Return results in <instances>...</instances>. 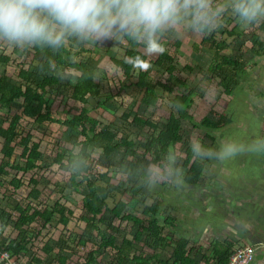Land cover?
Returning <instances> with one entry per match:
<instances>
[{
  "label": "rangeland",
  "instance_id": "obj_1",
  "mask_svg": "<svg viewBox=\"0 0 264 264\" xmlns=\"http://www.w3.org/2000/svg\"><path fill=\"white\" fill-rule=\"evenodd\" d=\"M256 26L254 24L247 29L242 28L235 17L225 14L222 26L215 30V40L225 42L228 45L222 54L236 59L241 58L246 64L244 73L240 72L239 74L238 84L233 86V96H226L218 86V81L222 76L216 74L211 80L205 78V72H210L208 67L211 66L214 50L212 46L200 44L203 35L193 34L192 32H172L163 38L165 49L163 52L174 55L175 60L178 62L176 76L182 78L190 88L201 89L202 92L204 91L203 93L207 94L205 98L200 95L199 97H194V102L190 108L193 121H182L184 140L177 146L175 156L177 164L183 171V178L188 172V168H184L183 166L186 158L185 152L188 148H191V144L194 141L198 140L205 148L218 149L221 142L229 138L246 144L251 143L253 140L264 138V126L261 127L264 120L262 63L259 68L255 66V63H259L262 57L259 59L254 55L250 40L257 29ZM232 29L238 32L241 31V34L229 36L228 31ZM176 40L181 41L180 48H176ZM197 45L199 51H196ZM126 47L127 41L124 38L121 41L104 40L102 43L97 41L92 46L75 47L70 44L66 48L67 52H61L66 58L67 64L57 68L56 73L59 77V83L52 88L49 87L48 92H51V90L55 91L53 94L55 102L52 105L54 117L59 116V113L63 119H69L78 114L83 108L88 109L90 115H95L96 119L100 121V128L113 130L117 133L118 139L126 137L133 141L137 150L136 156L143 158L144 164L148 167L150 164H153V155L148 152L145 153L148 148L147 138H150L151 131L149 132L147 128L140 129L134 127L131 125V120L135 113H139L152 119L160 127L164 128L171 112L178 115L177 110L171 102L172 98L176 96L174 94L176 92L174 91V93L169 94L160 87H157L156 94L160 97L158 105L152 107L142 103V92L144 90L137 86L140 69L134 68L131 76L128 78L122 68L113 63V59L121 60L126 57ZM97 48H99L98 51H96ZM30 51L32 52L26 55L23 52V48L11 46L0 41V57L10 58V61L7 63L0 62V76L7 75L11 82L19 84L22 81L19 76L20 70L26 69L33 74L31 84L40 83L46 75L45 72L38 70V66L43 60V55L35 53L32 48H30ZM139 51L147 57L145 66L142 69L143 71H150L153 79H159L163 83H166L168 80L172 83L176 82L167 73L165 65H157L160 54L149 56L145 53L144 47H139ZM76 62L86 63L88 67L96 69L102 89L100 98L105 99L108 95H111L112 98L110 100H106L100 104L98 98L89 97L86 104H81L69 97L71 90L69 89L68 81L72 75L80 74L73 67H70L72 63ZM186 65L193 66V70L189 71L186 69ZM210 74L213 75L214 73L210 72ZM176 90L183 91L184 87L178 84ZM20 103L19 101L15 106L18 107ZM213 108L219 113L226 115L227 124L218 130L204 129L199 123L204 117L211 116L209 111ZM130 111L133 114L127 118L125 115ZM7 112V108L0 106V125H2L3 118L6 115L16 113L13 109L11 112ZM20 130V133L31 132L35 136L34 140L41 143L43 156L39 162L40 168L27 174L11 171L9 176L2 177L3 185L0 186V243L5 245L9 239L16 238L17 236L15 222L19 216L16 211L18 204L26 205L32 203L34 206L52 208L57 202L73 211L69 224L64 226L55 220L47 229H42L39 223H34L29 229L31 232L29 234L30 244L27 246L28 251L23 252L22 259L18 258L16 261L18 264H38L35 262V259L38 258L41 259L43 264H57L53 262L54 259L47 257L43 247L46 242L54 244L60 237L64 236L65 238H71L68 252H64L69 257L68 264L85 263L86 259L88 260L89 253L97 249V246L90 242L86 244L78 243L80 240L79 235L83 233L86 225L83 220L81 221L80 216L82 214L83 199L88 189L85 183L79 186L71 183L70 173L72 169L66 162L60 165L51 164L62 148H74L75 146V149H77L80 137L77 133L66 129L61 123L45 122L38 125L33 120L28 119L22 121ZM207 133L212 137H209ZM75 143L77 144L75 145ZM2 144L3 140L0 139V159L2 157ZM93 150V147H89L88 149L89 153H94ZM19 154L20 152H17L12 161L23 165V160L19 158ZM95 155L99 156L100 154ZM124 157V147H121L118 152L112 153L109 157L102 155L101 161L111 166L108 177L106 180H102L91 175V178L96 180L98 184L101 197L108 198L111 206H114L120 200L127 201L130 196L129 190L133 187H140L143 191L141 203L135 210L128 209L127 213L133 212L135 215L141 217L144 207L150 206L156 198L161 206L160 213L167 216L170 215L178 221L177 228L173 229L174 236H183L191 239L193 245L197 248L200 246L203 251L208 252L212 244L219 241L224 242L221 240L228 237L234 238L236 236L238 240H250L245 231L235 224L234 227H230L234 236L233 234L228 235L223 239L215 241L218 239V233L215 229L217 224L210 232L209 230L206 231V228L210 222L219 223L221 217L217 215L213 217L212 213L208 212V208L204 207V199L202 197L201 199L199 198L201 193L198 190V186L190 187L183 182L181 186L177 187L164 181L149 188L142 182L143 180L137 181L135 178L121 177L118 174L116 168ZM166 158L164 157L163 159L166 160ZM193 160L198 159L193 158ZM198 161L205 165L199 183L206 184L211 177L215 179L220 188H226V182L228 183V180L233 178V175H238L242 178L244 184L236 181V188H241L242 190L249 189L250 191L251 189H257L259 191L261 189L260 185L264 181V153L243 154L224 164H220L214 160ZM114 169H116V173L113 172ZM103 171L104 169L102 168H95L96 174H102ZM255 175L258 178H255ZM15 176L25 182V185L19 189H15L10 185V181ZM31 177H35L40 181L39 189L42 191V196L38 201L29 198L31 188L27 185ZM81 180L82 178L80 177L76 182L79 183ZM251 185L256 186L252 188ZM214 189L218 190L219 188L214 187ZM258 191H245L244 193L245 195H249ZM234 196L235 200H240L238 199L239 195ZM241 209H243L245 223L247 224L250 222L248 210L246 207H242ZM241 209L236 207V209L230 211V214L241 213ZM218 215L226 218L223 214ZM104 217L108 220L107 223L113 218L111 213L108 212H106ZM141 218L147 219L149 216H142ZM114 224L121 227L122 235L127 239H132L137 230L133 222L128 223L116 219L114 220ZM98 225L101 227V231L110 233L106 224L98 223ZM166 231L168 232V229ZM142 240L136 242L135 253L143 252L149 257L153 252L145 246L146 236H143ZM102 251L99 250L96 253V261L93 264H112L111 260L115 251L112 249H108L105 252ZM54 253H58V249ZM160 253L161 258L167 260L171 257L172 249L166 248L164 251H160ZM258 257H261L260 253H257L256 260L259 259ZM199 259H201V256H199ZM0 264L10 263L0 260ZM128 264L135 263L129 262Z\"/></svg>",
  "mask_w": 264,
  "mask_h": 264
},
{
  "label": "trees",
  "instance_id": "obj_2",
  "mask_svg": "<svg viewBox=\"0 0 264 264\" xmlns=\"http://www.w3.org/2000/svg\"><path fill=\"white\" fill-rule=\"evenodd\" d=\"M241 28V27H240ZM242 30V29H241ZM264 32V23L262 22L257 28V32L251 37L252 51L257 58L263 55L264 44L261 40V34ZM215 31L204 34L200 44H207L213 47L214 56L212 58L211 66L208 67L210 72H205V78L213 79L216 74L222 76L218 81V86L226 96H231L234 93L233 86L238 84V77L244 61L241 58L235 59L228 55H223L228 45L225 42L215 40ZM235 29L228 31L229 36L239 35ZM127 41L126 57L119 60L113 59V63L121 67L126 77L131 76L134 68L140 69L138 74L137 86L144 91L142 103L147 106L156 107L160 97L156 94V88L160 87L167 93H174L176 96L172 98L173 107L177 110L176 113L171 112L167 124L164 128L160 127L157 122L145 117L142 114L135 113L131 120V125L136 128L149 129L151 131L150 138H147V146L145 153L153 155L152 162L158 165H163L170 153L176 155V148L184 140L182 132V121H193V116L190 113L191 105L194 102V97L202 96L205 98L207 94L203 93L201 89L190 88L186 85L185 81L176 76L178 62L175 56L167 52H162L159 55L157 65L166 66L169 76L174 78L176 82L168 80L166 83L161 82L159 79H153L150 71L142 70L147 61L145 54L139 51L141 44L131 41L130 38L124 37ZM163 42V41H162ZM83 46V45H81ZM176 48H180L181 41L176 40ZM258 47L257 50H255ZM33 51L37 54L43 55V60L38 66V70L45 72L46 75L38 84H31L32 73L26 69H21L19 76L21 83H13L7 75L0 76V106L7 108L8 112L13 109L16 113L8 114L3 118V123L0 125V139L3 140L2 144V157L0 159V186L3 185L2 177L9 176L11 171L23 172L24 174L30 173L39 167V162L42 160L43 152L41 151V143L35 141V136L31 133H20V127L23 120H33L36 124H43L45 122L61 123L66 129L77 133L80 141L75 143L78 146L80 153H87L91 161L90 165H86L84 174L77 176L71 174V183L73 185L86 184L88 192L83 199L81 221L86 224L83 233L79 235L80 240L78 243L86 244L88 242L97 246V249L91 251L88 255V260L85 263L76 264H93L96 261V253L99 250L102 252L112 249L115 251L112 257V264H128L133 262L135 264H228L230 257L233 254L234 247L238 245L237 241L228 239L224 242H215L213 247L208 252L203 251L202 248H197L193 245L191 239L179 236L175 237L173 229L177 228V220L170 216L160 213V203L155 200L150 206L144 207L142 213L143 219L133 212L127 213L128 209L135 210L141 203V196L143 191L140 187H133L129 190V199L127 201L120 200L115 205L109 204L108 198L101 197L99 187L96 180L91 178L94 175L102 180H106L110 173L111 166L108 163L101 161V156L109 157L112 153H116L121 147L125 148V157L121 160L119 166L116 168L118 171H123L128 178H135L138 180L144 179V172L147 167L144 164L143 158H138L135 143L126 137L118 139V135L113 130L107 128H100V121L96 119L95 115H90L89 110L83 108L78 114L72 115V118L63 119L59 116L54 117L52 105L55 102L53 99L54 90L48 92L49 87H54L59 83L57 76V68L67 64L66 58L61 54L62 51L67 52L66 48L60 49L58 52L53 53L51 50L40 47H32ZM99 48L96 49L98 51ZM196 51H199L198 45ZM23 52L28 55L31 53L30 48H23ZM9 57H0V62H9ZM261 61L255 63L259 68ZM73 67L79 75H72L69 79V89L71 93L69 97L81 104H86L91 98H98L101 104L106 100L112 98L108 95L105 99L101 96V84L99 77L96 74L94 67H88L86 63H72ZM189 71L193 70V66L186 65ZM244 71V70H243ZM178 84L184 87V90H176ZM201 87V86H199ZM204 89V88H203ZM60 94V93H59ZM21 102L18 107L16 103ZM211 116L204 117L199 123L200 126L208 130H218L227 124V117L223 113L211 109ZM69 113V112H67ZM132 111L126 113V117L131 116ZM27 118V119H26ZM207 135L210 136L208 133ZM214 138V137H213ZM117 141V142H116ZM89 147H93L94 153H89ZM74 148H62L57 153L51 164H65V162L73 169L77 167V152ZM20 152L19 158L23 160V165L13 162L14 155ZM186 158L184 160V168H188V172L183 178V182L190 187L199 185L200 179L204 171V163L193 160V153L191 148L186 150ZM95 154H100L99 156ZM127 156V157H126ZM66 160V161H65ZM95 168L104 169L102 174H96ZM116 169L113 170L116 173ZM82 180L77 183L78 178ZM97 179V178H96ZM15 189H19L25 185V182L17 176L13 177L10 181ZM31 190L29 198L39 200L42 196V191L39 189L40 181L35 177H31L28 185ZM16 211L19 216L15 222V230L17 236L9 240L5 244V250L12 253V256L19 257L21 253L27 252V246L30 244L29 234L30 228L34 223H39L42 229H47L56 220L59 224L67 226L71 221L73 211L66 206L55 203L54 207H39L28 203L26 205L18 204ZM106 212L111 213L113 217L109 223L105 219ZM58 215V218H57ZM133 222L137 230L132 239H127L122 235L120 226L114 224V220ZM98 223L106 224L110 233L101 231ZM168 229V232L166 231ZM95 232L97 233L95 235ZM143 236H146L145 246L152 250V254L147 257L145 253H135L136 242L143 241ZM217 241V240H215ZM71 238L60 237L54 244L45 243L43 250L48 258L54 259L53 262L57 264H68L69 257L64 254L68 252L70 247ZM166 248L172 249L171 257L167 260L161 258L160 251ZM58 249V253L54 251ZM209 253V254H208ZM208 254V255H207ZM201 256V259H199ZM34 258V257H33ZM34 260V259H33ZM38 264H43L41 259H35ZM51 262V261H49Z\"/></svg>",
  "mask_w": 264,
  "mask_h": 264
},
{
  "label": "clouds",
  "instance_id": "obj_3",
  "mask_svg": "<svg viewBox=\"0 0 264 264\" xmlns=\"http://www.w3.org/2000/svg\"><path fill=\"white\" fill-rule=\"evenodd\" d=\"M225 14L235 17L247 29L264 22V0H0V41L20 48H47L56 53L70 44L92 46L97 41H121L128 37L143 45L145 53L151 56L165 50L162 41L169 33L209 34L222 26ZM242 68L239 71L244 73L245 61ZM74 151L78 166L70 174L81 176L91 161L87 153H80L78 148ZM191 151L194 159L224 164L243 154L264 153V138L247 144L229 138L218 149L205 148L197 140L192 142ZM118 174L126 176L123 171ZM164 181L177 187L183 184V171L171 153L163 165L150 164L142 182L151 188ZM229 238L238 243L233 254L240 247H251L254 258L250 264L256 262V243L233 237L221 241ZM5 253L8 258L3 256ZM18 258L22 259V253L19 257L12 256L0 243L2 262L18 264Z\"/></svg>",
  "mask_w": 264,
  "mask_h": 264
},
{
  "label": "crops",
  "instance_id": "obj_4",
  "mask_svg": "<svg viewBox=\"0 0 264 264\" xmlns=\"http://www.w3.org/2000/svg\"><path fill=\"white\" fill-rule=\"evenodd\" d=\"M260 24L261 23L258 25L255 24V26L257 25L256 27L258 28ZM255 32H257V29ZM261 36V40L264 44V32ZM256 49H258V47ZM261 63L263 78L262 100L264 105V50ZM232 177L233 178L228 180V183L226 182V188H220V186H218L219 184L215 182V179L211 177L209 178L208 183H200L198 185V190H200L201 193L199 198L201 199L202 197V199H204V207L208 208V212H211L213 217L215 215L221 217V221L219 223L210 222L209 225H207L206 231L209 230L210 232V230L217 224L215 226L218 233L217 237L218 239H223L228 235L233 234L230 227H234L235 224L239 225L245 231L247 237L258 245V253L261 254V257H258V261L256 260L253 264H264V181L260 185L261 189L259 191L257 189H251L250 191L249 189L242 190L241 188H236V181L243 183V180L238 175H233ZM255 178H258V176L255 175ZM212 186L213 188L211 189ZM254 186L256 185H251L252 188ZM214 187H218L219 189H214ZM245 191L258 192L245 195ZM234 195H239L238 199L240 200H235ZM236 207L239 209L242 207L247 208L249 213L248 217L250 218L249 223H245V214L243 209H241V213L235 215L230 214V211L236 209ZM218 214L225 215L227 219L219 216ZM234 238L237 237L234 236Z\"/></svg>",
  "mask_w": 264,
  "mask_h": 264
},
{
  "label": "built area",
  "instance_id": "obj_5",
  "mask_svg": "<svg viewBox=\"0 0 264 264\" xmlns=\"http://www.w3.org/2000/svg\"><path fill=\"white\" fill-rule=\"evenodd\" d=\"M5 258H8V254L3 255ZM254 258V250L251 247H240L230 258L228 264H250Z\"/></svg>",
  "mask_w": 264,
  "mask_h": 264
}]
</instances>
